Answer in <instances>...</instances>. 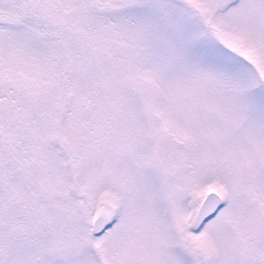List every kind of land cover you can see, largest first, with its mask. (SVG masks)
Listing matches in <instances>:
<instances>
[{
	"label": "snow or ice",
	"instance_id": "obj_1",
	"mask_svg": "<svg viewBox=\"0 0 264 264\" xmlns=\"http://www.w3.org/2000/svg\"><path fill=\"white\" fill-rule=\"evenodd\" d=\"M0 264H264V0H0Z\"/></svg>",
	"mask_w": 264,
	"mask_h": 264
}]
</instances>
